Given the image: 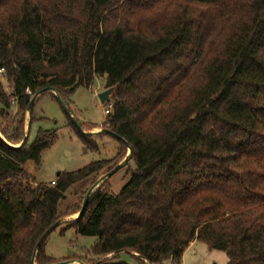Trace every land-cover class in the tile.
I'll use <instances>...</instances> for the list:
<instances>
[{"label": "trees", "instance_id": "1", "mask_svg": "<svg viewBox=\"0 0 264 264\" xmlns=\"http://www.w3.org/2000/svg\"><path fill=\"white\" fill-rule=\"evenodd\" d=\"M0 70L12 84L0 81V264H34L60 221L97 239L68 262L182 264L200 242L227 264H264V0H0ZM97 78L113 112L86 131L129 144L116 139L132 149L129 181L119 195L106 181L65 221L127 152L34 185L25 167L56 132L18 147L34 96L51 88L69 107ZM71 126L97 150L103 135ZM46 241L35 264L59 263Z\"/></svg>", "mask_w": 264, "mask_h": 264}, {"label": "rangeland", "instance_id": "2", "mask_svg": "<svg viewBox=\"0 0 264 264\" xmlns=\"http://www.w3.org/2000/svg\"><path fill=\"white\" fill-rule=\"evenodd\" d=\"M0 81L5 92L10 95L12 93L11 82L5 75L0 77ZM105 81V78H97L90 89L79 88L75 91L69 102V109L73 119L69 118L60 102L51 94H45L38 99L33 111L34 121L30 126L28 144L32 145L41 131L56 132V140L43 153L39 166L34 162H29L25 167L29 173L30 181L34 185L55 182L59 173L76 172L94 162L111 160L118 153L121 156L125 152H127V155L129 154V151H124L118 141L109 135L95 138L93 142L97 145V150L86 151L76 131L71 126L72 120L75 124H79L80 129H83L85 133L92 134L94 132H87V128L103 127L105 125L107 116L113 112V109L109 110V106H114L113 95L105 104L100 102L99 95L106 91ZM107 110L110 111L108 115L106 114ZM16 112V106L9 111V123L12 122ZM28 122L29 117L27 115L25 130H27ZM128 181L127 170L123 168L112 176L110 180H107L106 184L112 193L119 195ZM76 218L77 215L70 216L65 221H71ZM96 241L97 239L94 237L80 236L74 228L62 225L47 239L45 253L47 257L59 263L68 262L76 258L86 259L87 253L92 251ZM190 246L185 252L182 264L228 263V257L224 252L210 250L205 244L200 242H194ZM119 261L126 264H139L126 253L119 256Z\"/></svg>", "mask_w": 264, "mask_h": 264}, {"label": "water", "instance_id": "3", "mask_svg": "<svg viewBox=\"0 0 264 264\" xmlns=\"http://www.w3.org/2000/svg\"><path fill=\"white\" fill-rule=\"evenodd\" d=\"M115 92V89L114 88H110L106 91H104L103 93H101L99 95V99H100V102L102 104H105L106 102H108V100L110 99V97L114 94ZM46 93H52L54 94L55 96L58 97V100L61 104V106L63 107L64 111H66V113L72 118L71 116V112H70V109L69 107L67 106V104L63 101V99L58 95L57 91L54 90V89H51V88H48V89H45L43 91H41L40 93H38L36 96L33 97V100L32 102L30 103V106L28 108V113H29V122H28V125H27V130H26V135H25V138L22 142V144L18 147H22L24 146L28 139H29V131H30V126H31V121H30V117H31V112L33 110V107L35 105V103L38 101V99L46 94ZM73 119V118H72ZM78 128H80V125L79 124H76ZM92 135L94 136H99V135H109V136H112L114 137L115 139L119 140V141H122L124 144H126L127 146H129V144L122 138L120 137L119 135L113 133L112 131L110 130H101V131H98V132H94L92 133ZM1 137V135H0ZM132 154V149L129 148V154L127 156V158L124 160V162L120 165H118L117 167H115L111 172H109L108 174L104 175L103 177H101L88 191L86 197H85V200H84V203H83V206H82V209H81V212L77 215V218H79L86 210L87 208V205H88V202H89V199L91 197V195L101 187V185L103 183H105L107 180L111 179L112 176H114L118 171H120L121 169H123L129 159H130V156ZM76 218V219H77ZM64 223V221H60L58 223H56L54 226H52L45 234L44 236L42 237V239L40 240V242L38 243L37 247H36V250H35V253H34V257H33V263L35 264V258L39 252V249L40 247L43 245V243L46 241V239L54 232V230H56L60 225H62ZM57 264H84L82 262H62V263H57Z\"/></svg>", "mask_w": 264, "mask_h": 264}, {"label": "built area", "instance_id": "4", "mask_svg": "<svg viewBox=\"0 0 264 264\" xmlns=\"http://www.w3.org/2000/svg\"><path fill=\"white\" fill-rule=\"evenodd\" d=\"M3 75H5V71H4V70H0V77L3 76ZM26 93H27L28 95L32 96V95H31V92H30L29 90H27ZM110 109H111V110L113 109V106H112V105L109 106V110H110ZM109 113H110V111L107 110V111H106V114L108 115ZM52 184L54 185L55 182L53 181ZM168 263L171 264V262H168Z\"/></svg>", "mask_w": 264, "mask_h": 264}, {"label": "crops", "instance_id": "5", "mask_svg": "<svg viewBox=\"0 0 264 264\" xmlns=\"http://www.w3.org/2000/svg\"><path fill=\"white\" fill-rule=\"evenodd\" d=\"M98 131H100V130H96L95 132H98ZM192 245V244H191ZM191 247V246H190ZM185 255V254H184ZM184 258V257H183Z\"/></svg>", "mask_w": 264, "mask_h": 264}]
</instances>
